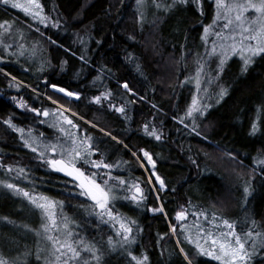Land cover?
<instances>
[{"label": "trees", "instance_id": "obj_1", "mask_svg": "<svg viewBox=\"0 0 264 264\" xmlns=\"http://www.w3.org/2000/svg\"><path fill=\"white\" fill-rule=\"evenodd\" d=\"M157 2L170 4L172 0H145L142 9L137 8L136 0H40L44 14L50 17L47 24L32 20L20 8L0 2V22L9 21L21 34L17 41L4 39L10 45L7 51L0 45V56L4 57L0 60V69H3L0 71V164L3 165L0 181L18 184L34 195L43 194L62 201L61 213L63 218H68L71 231L78 234L77 239L96 243L104 253V264H135V261L123 250H109L108 237L118 239L115 228L101 224L95 215L89 214L94 203L80 195L78 185L38 159V153L24 146L21 134L3 123L11 117L13 123L25 129V139L29 129L43 143H55L58 137L61 141L65 139L58 128L51 126L53 117L37 116L28 109L18 108L11 99L13 96L22 98L30 107L59 109L79 126H68V131L81 138L86 132L105 139V143L112 145L105 154L106 162L127 161L122 167L113 168L112 175L125 178L129 184L137 178L144 181L148 177L133 152L139 154L143 148L153 154L156 172L167 185L160 192V199L153 192L143 205L136 207L123 199L125 195L130 197V192L118 191L120 199L111 205L117 215L137 221L139 229L134 233L137 242L129 250L138 257L146 252L149 264H186L179 247L195 252L185 244L179 228L180 235L171 234L170 225L181 223L175 219L181 206L190 212L183 221L187 227L199 223L219 235L227 231L222 223L224 219L236 224L238 232L247 231L245 223L251 226L254 219L255 230L264 233V174L261 171L264 166L254 164V158L264 154V56L256 57L247 72H243L242 59L232 55L220 79L207 83L204 77L198 89L196 60H207L206 70H213V75L218 63L215 58L205 57L215 35V1L202 0L203 14L192 0L167 11L157 8ZM57 21L58 26L53 27ZM206 25H212L207 41L202 39ZM7 73L16 77L20 88L9 86L11 77ZM125 81L135 95L122 87ZM53 83L70 91H80L82 98L77 100L53 92L50 87ZM220 87H226L228 95L217 103ZM109 89L114 97L111 103L117 106L126 103V115L112 111L108 101L99 105L91 101L92 96ZM194 95L201 103L212 105L204 117L197 118L199 136L192 132L190 119L186 118L184 124L173 119L184 116ZM61 104L64 109H60ZM253 122L258 126L255 134H251ZM145 124L149 125L148 131L155 127L161 139L149 136L144 130ZM99 128L110 131L123 144L117 146ZM228 152L236 159L230 158ZM8 165L13 167L10 172ZM18 168L25 169L23 175L18 174ZM86 171L92 169L86 168ZM246 181H250L251 187V194L247 196ZM161 204L167 215L150 211ZM34 209L26 197L0 185V258L7 264L13 260H18V264H37V238L29 230L33 229ZM195 212L206 213L207 220L204 216L192 215ZM196 264L219 262L198 256ZM251 264H264V252L258 251Z\"/></svg>", "mask_w": 264, "mask_h": 264}, {"label": "snow or ice", "instance_id": "obj_2", "mask_svg": "<svg viewBox=\"0 0 264 264\" xmlns=\"http://www.w3.org/2000/svg\"><path fill=\"white\" fill-rule=\"evenodd\" d=\"M5 5H11L13 8H20L26 15L30 16L32 20L39 21L41 24H47L50 17L44 14V6L40 3V0H27L25 3H20L18 0H0ZM196 4L198 10L203 14L202 0H192ZM189 3V0H172L170 4L156 3L157 8H165V10H171L177 5H185ZM216 3V18L213 20V25L216 20L222 19L226 21L223 23L221 31L215 33L218 41L213 42L211 50L205 53V57L215 58L218 60L215 74L213 70H206L207 60L201 62V58L196 60L197 68L195 73L197 88H200L201 79L207 77L206 82L212 83L219 80L222 73L225 71V65L228 62L230 56L238 54L243 61L242 71L247 72L248 67L252 65L256 57L264 56V0H233L232 3L227 4L225 0H215ZM137 8L142 9L145 5V0H136ZM247 13V15H246ZM141 21L143 15L140 16ZM58 21L53 23L52 26H58ZM212 25H206L204 27V34L202 39L207 41V36L211 31ZM0 45H3L5 51H7L10 45L4 43V39L10 37L13 34V24L9 21L0 22ZM224 30H228L227 33ZM24 48L23 45L20 46ZM23 55V51L20 53ZM4 57L0 56V60ZM84 60V56L80 57ZM139 68V65L137 66ZM3 71V69H0ZM43 71V68H41ZM6 75L10 76V87L20 88L21 83L15 82L16 77L11 76V73ZM188 78H186L187 80ZM51 89L63 93L66 97L75 98L77 100L82 98L80 91H70L58 84H51ZM122 87L129 93L133 92V89L129 87L127 81L123 82ZM207 92V89L204 90ZM228 95V89L226 87H220L219 99L220 102L225 96ZM112 91L106 90L100 92L98 95L92 96L91 101L99 105L103 101H108L109 108L121 115H126V103H121L119 106L111 103L113 99ZM16 106L20 109H28L37 116L53 117V128H58L59 132L63 134L62 141L57 138V142L51 141L43 143L40 137L32 135L31 129L28 130V138L25 139V129L18 127L11 117L3 120V123L9 128L20 133V139L23 141L24 146L30 148L34 153H38V159L42 160L49 168L57 172L65 173L68 177L73 178L74 181H78V188L81 190L80 195L90 198L93 204L90 215H95L101 224H111L115 228L116 237L109 236L107 239V246L110 251L116 252L117 250H123L127 256L135 261V264H149V257L147 253H142L141 256H137L131 249L132 245L137 242V235L134 234L139 229L137 221L129 217L117 215L113 212L111 205L114 201L120 199L117 195L118 191L130 192L131 196L125 195L123 199L129 200L130 203L136 207L143 205L148 199L150 193L155 192L156 199H160V192L166 189L167 185L165 180L156 172V160L151 152L147 149H139V154L133 152V155L138 161L141 162V166L145 167V171L149 173L146 180L141 181L137 178L133 183L129 184V181L120 176H113L112 169L122 167L127 164V161H117L115 164L107 163L105 160V154L108 152L112 145L105 143V139L93 137L85 132V135L81 138L75 132L68 131V126L71 128H78L79 126L74 123L68 115H65L59 109H38L36 107H30L23 99H18L13 96L11 98ZM49 100L53 103L57 101L53 100L52 96H48ZM141 99H143L141 97ZM131 101H129L130 103ZM211 104H205L200 102L198 96H193L191 104L186 109L184 116L173 117V119H179L181 124L185 123V119L191 120V130L196 135H201L197 130L199 124L197 123L198 117H204ZM60 109H64V105H60ZM65 111H71L66 109ZM75 115V113H73ZM127 118V117H126ZM81 119H83L81 117ZM47 121H41L46 123ZM88 123L92 124L91 121ZM188 127L189 125H185ZM93 127H98L97 124H93ZM149 125H144V130L149 136H154L157 140L161 139L160 133L155 127H152L151 131H148ZM99 131L104 134V137L110 138L118 146L123 144V141L113 136L110 131H105L104 128H99ZM258 131V126L255 122L251 125V134H255ZM43 137V133L40 134ZM206 139V137H205ZM97 141H99L97 143ZM37 145L34 147L33 145ZM43 148V151L40 148ZM127 149L128 145H124ZM114 150V148H113ZM96 155H100V159H95ZM227 155L236 159L232 152H228ZM195 163V161H193ZM254 164L258 166H264V154H258L254 158ZM0 166H3L0 164ZM86 168L92 169V171H86ZM107 170L101 172L100 170ZM7 170L10 172L13 170L11 165L7 166ZM19 175H23L24 168L17 169ZM255 171V169L253 170ZM262 174H264V167L261 168ZM27 178L26 176L24 177ZM0 185H3L6 189L11 190L16 195H23L28 199L31 205L35 209H39L42 217L47 223L41 224V230L44 234V239L47 242V247L41 249L37 248L36 261L37 264H104V253L102 249L94 242L86 241L84 238L77 239L78 234L69 229L68 218L64 217L63 221L57 219L55 208L57 204L63 205L62 201H55L43 194L34 195L24 188L19 187L18 184L8 183L0 181ZM143 185H147L145 188ZM244 192L247 195L251 194L250 181L245 182ZM190 207H194L189 202ZM153 213H167L164 212L163 204L158 208H150ZM190 212L184 206L180 207L175 213V219L179 223L171 224L170 230L172 235H180L177 231L179 228L184 234V240L188 244L194 245L195 252L190 253L186 251L184 247H179V253L183 256V261L186 264H196V257H211L213 260L218 261L219 264H251L252 259L256 253L264 252V233L257 232L256 221H251V226L245 223L244 227H247V231H237V225L229 222L227 219L222 220L223 225L227 228L226 232H221L216 235L212 231H207L199 223L193 224L187 227L183 221L189 216ZM194 216H204L207 220V215L204 212L192 213ZM7 220V217L4 218ZM216 219V214L213 213V221ZM249 219L245 217V221ZM13 223L12 221H9ZM116 224L119 226L116 227ZM28 228V225H24ZM213 227H218L213 224ZM195 229V234H193ZM36 232V235H41V230L29 229ZM63 231V236L50 234ZM210 242V243H209ZM177 244L180 245L181 241L177 239ZM25 255H29L25 253ZM0 264H7V261L0 258ZM12 264H18V260H13Z\"/></svg>", "mask_w": 264, "mask_h": 264}, {"label": "rangeland", "instance_id": "obj_3", "mask_svg": "<svg viewBox=\"0 0 264 264\" xmlns=\"http://www.w3.org/2000/svg\"><path fill=\"white\" fill-rule=\"evenodd\" d=\"M214 1H215V0H214ZM26 2H27V0L24 1L25 4H26ZM232 2H233V0H225V3H227V4H230V3H232ZM215 4H216V3H215ZM246 15H247V13H246ZM215 18H216V17H215ZM225 22H226V21H224V20H222V19L216 20V23H215V25H214V26H215V28H214V30H215V31H214V34H215L216 32H218V31H221V30H222V28H223V23H225ZM227 31H228V30H224L225 33H227ZM209 34H210V32H209ZM209 34H208V35H209ZM20 38H21V34L17 31L16 27L13 26V34H12L10 37H7L6 39H7L8 41H17V40H19ZM216 41H218V38H217L216 35H214V39H213L212 43H213V42H216ZM212 43H211V45H212ZM210 50H211V47H210ZM234 55H238V54H234ZM238 56H239V55H238ZM217 61H218V60H217ZM145 167H150V166L145 165ZM145 167H143V168L145 169ZM146 173H147V176H148L149 173H148L147 171H146ZM34 210H36V211H35L36 213H34V214H35V217H34L33 229L41 230V224H43V223H47V221H45V220L43 219L42 214H41V212H40L39 209H34ZM55 212H56V215H57V219H58V220H61V222H62V221H63V216H62V213H61V205H60V204H57V206H56V208H55ZM69 229L72 230L70 223H69ZM34 234H35V236H36V238H37V248H41V249H43V248H45V247L48 246L46 240L44 239V234H43L42 230H41V235H39V236L36 235V232H34ZM50 234H56V235L63 236V231L61 230V231L58 232V233H50ZM184 242H185V244H186L187 246H189L190 248H192V249L195 250L194 245L188 244V242H187L186 240H184ZM41 264H43V261H41Z\"/></svg>", "mask_w": 264, "mask_h": 264}, {"label": "water", "instance_id": "obj_4", "mask_svg": "<svg viewBox=\"0 0 264 264\" xmlns=\"http://www.w3.org/2000/svg\"><path fill=\"white\" fill-rule=\"evenodd\" d=\"M53 92H55V93H57V94H59V95H62V96H65L63 93H59L58 91H54L53 89H51ZM66 97V96H65ZM75 99V98H74ZM61 176H64V177H66V178H68V179H70V180H72V181H74L73 180V178H71V177H68L65 173H62V172H58ZM77 185H78V181H74ZM88 198V197H87ZM89 200H90V198H88ZM91 201V200H90ZM92 202V201H91ZM94 203V202H93Z\"/></svg>", "mask_w": 264, "mask_h": 264}]
</instances>
